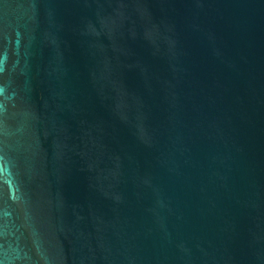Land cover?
I'll use <instances>...</instances> for the list:
<instances>
[{
  "label": "water",
  "instance_id": "obj_1",
  "mask_svg": "<svg viewBox=\"0 0 264 264\" xmlns=\"http://www.w3.org/2000/svg\"><path fill=\"white\" fill-rule=\"evenodd\" d=\"M0 264H264V0H0Z\"/></svg>",
  "mask_w": 264,
  "mask_h": 264
}]
</instances>
